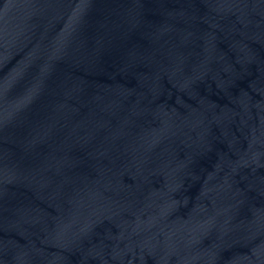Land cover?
<instances>
[{"label": "water", "instance_id": "95a60500", "mask_svg": "<svg viewBox=\"0 0 264 264\" xmlns=\"http://www.w3.org/2000/svg\"><path fill=\"white\" fill-rule=\"evenodd\" d=\"M0 264H264V0H0Z\"/></svg>", "mask_w": 264, "mask_h": 264}]
</instances>
